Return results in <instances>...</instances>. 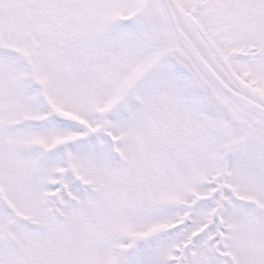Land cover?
<instances>
[{
  "label": "snow or ice",
  "instance_id": "6c2138e0",
  "mask_svg": "<svg viewBox=\"0 0 264 264\" xmlns=\"http://www.w3.org/2000/svg\"><path fill=\"white\" fill-rule=\"evenodd\" d=\"M0 264H264V0H0Z\"/></svg>",
  "mask_w": 264,
  "mask_h": 264
}]
</instances>
